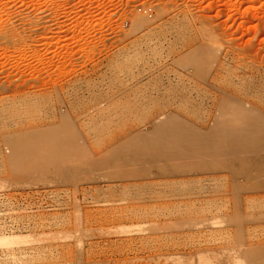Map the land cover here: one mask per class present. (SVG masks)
I'll use <instances>...</instances> for the list:
<instances>
[{"label": "rangeland", "instance_id": "obj_1", "mask_svg": "<svg viewBox=\"0 0 264 264\" xmlns=\"http://www.w3.org/2000/svg\"><path fill=\"white\" fill-rule=\"evenodd\" d=\"M0 183V264H264V0H0Z\"/></svg>", "mask_w": 264, "mask_h": 264}, {"label": "bare ground", "instance_id": "obj_2", "mask_svg": "<svg viewBox=\"0 0 264 264\" xmlns=\"http://www.w3.org/2000/svg\"><path fill=\"white\" fill-rule=\"evenodd\" d=\"M247 122V128L249 130L248 133H239L240 136H232V139L229 140L227 139V137H229L230 134L223 133L220 129L214 130L211 133L208 132L204 134L202 132L200 133L199 131H195L189 127H183L181 123L177 120L170 119L166 123H163L158 126L156 134L159 136V140L154 142L155 145H157L156 150L154 149L155 145L152 147L158 154H160L161 158L175 162L177 165L181 164V162H184V160L190 162V160L199 159V161L201 160L203 162V158L211 154L210 151L213 146L216 149L218 148V153L225 156L227 155V157L229 155L230 158V156H237V152H241L237 150V144L242 145L250 142V136L254 135L252 129L256 127V124L251 121ZM18 142L16 148H18V150L23 151L25 144H28V142ZM37 144L38 142H30L28 145L32 147L36 146ZM152 147L150 145V149ZM226 147H230L231 150L227 152ZM16 148L14 149L16 150ZM18 150L15 152L20 154L21 151L18 152ZM208 161L207 163H209ZM197 164H199V162ZM2 233H0L1 247L11 248L13 246L29 244V242L31 243V241L35 242V237L33 238L32 235Z\"/></svg>", "mask_w": 264, "mask_h": 264}, {"label": "built area", "instance_id": "obj_3", "mask_svg": "<svg viewBox=\"0 0 264 264\" xmlns=\"http://www.w3.org/2000/svg\"><path fill=\"white\" fill-rule=\"evenodd\" d=\"M141 8H143L142 6H141ZM150 7L149 8H145L144 9V12L145 13H148V12H150ZM151 14V13H150ZM5 195V193H1L0 194V197L1 196H4ZM1 199H3V198H1ZM8 211H7V208L6 207H4V206H0V221H2V219L1 218H3V216L5 217V216H7V215H5V213H7ZM10 222H12V223H7V225L10 227V228H15V229H17V228H22V225H20L19 223H17V222H15V221H10Z\"/></svg>", "mask_w": 264, "mask_h": 264}]
</instances>
